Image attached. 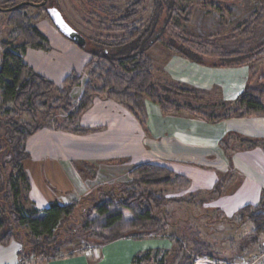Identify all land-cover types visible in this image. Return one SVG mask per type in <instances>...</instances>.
<instances>
[{
  "label": "trees",
  "instance_id": "obj_1",
  "mask_svg": "<svg viewBox=\"0 0 264 264\" xmlns=\"http://www.w3.org/2000/svg\"><path fill=\"white\" fill-rule=\"evenodd\" d=\"M177 1L184 3L192 0H153L152 17L147 26H137L135 23L141 13L143 0H136L123 10L113 9L119 15L115 22L117 25L110 29L112 34L116 35L114 39H85V46L79 47L87 50L90 58L84 67L88 81L76 103H72L70 97L73 88L81 82V76L76 71L63 80L62 88H57L52 80L37 73L18 54H26L32 48L50 51L48 38L24 13L25 9L34 6L35 2L29 1L21 5L9 0L0 2V7L12 8L8 22L14 27L10 39L0 44L3 51L0 87L4 102L17 108L14 115L25 113L36 121L39 113L47 109L49 96L58 93L59 97L54 104L64 111L66 119L62 126L52 129L76 135H88L101 130L81 124L82 115L91 108L94 98L98 96H104L130 112L147 133L146 101L159 105L164 116H189L209 124H217L230 118L264 116V86H247L236 99L235 110L221 116H208L203 108L195 109L190 103L174 99L192 93L207 96V91L174 82H169V85L161 87L160 90L159 83L156 82L155 65L148 57L147 51L162 39V32L170 25L174 15H186V21L190 17L187 9H178ZM54 28L58 31L55 26ZM246 32L247 30L244 33ZM207 39L181 34L179 47H176L175 41L167 43V47L195 63L207 65L186 47L191 45L203 50L209 47ZM18 41L22 43L16 45ZM214 49L213 54L221 59V63H214L212 67L249 66L255 56L253 53L239 52L229 56L224 55L217 47ZM249 73H252L251 66ZM172 94L176 95L173 99ZM62 99L64 104L59 103ZM41 129L42 127L30 123L10 122L8 132L12 144L7 146V151L11 156L9 164L13 172L8 174L5 166L0 167V245L8 246L16 242L24 246L23 237L31 242L29 247L32 249L29 253L25 247L18 252V264H27L22 261V257L30 261L42 259L43 262L62 258L65 240L74 233L97 246L125 238L141 239L168 226L163 219L156 216L157 210H162L168 204L184 203L192 199L190 197L186 201L184 198H168L166 191L186 190L190 187L189 181L167 166L143 163L133 169L130 173L131 181L125 185L101 186L79 201L70 204L53 202L44 211L34 207L26 209L21 203V197L24 189H31V184L23 162L30 158L27 150L28 140ZM232 135L219 143L229 160L232 159L230 151L236 152L230 145ZM243 141L250 145L249 148L262 147V143L258 141ZM79 172L88 178L85 171L79 169ZM224 182L225 179H221L215 184V195L221 194ZM128 214L131 218H127ZM238 215L242 221L246 219L251 223L250 236L252 244L256 245L264 235V202L256 206L247 205L238 211ZM200 236L199 231L190 228L183 236V241L173 240L176 247L172 251L147 250L134 256L131 264H174L177 259V264H194L195 255L212 257L210 245ZM186 240H191L192 243L190 253H187L183 245Z\"/></svg>",
  "mask_w": 264,
  "mask_h": 264
},
{
  "label": "rangeland",
  "instance_id": "obj_2",
  "mask_svg": "<svg viewBox=\"0 0 264 264\" xmlns=\"http://www.w3.org/2000/svg\"><path fill=\"white\" fill-rule=\"evenodd\" d=\"M9 1L18 5L25 1L38 2L40 0ZM134 1L136 0H52L48 6L28 7L24 13L31 18L32 24L36 25L48 38L50 41V51L46 52L32 48L26 54H18L36 72L52 80L57 88H62L63 80L72 71H76L81 76L79 85L81 87V93L77 99L73 98L72 93L70 94L72 103H76L80 99L86 82L88 81V74L84 70V67L90 58V54L87 50H82L77 45L76 47L74 43H71L60 34L54 28L46 10L49 8L59 9L68 24L86 40L98 39L105 41L114 39L116 36L110 30L117 25L115 22L119 19V15L113 9H126ZM143 1L140 8L141 13L135 20L137 26H147L152 17L153 0ZM177 7L180 10L187 9L190 12V17L188 16L189 18L186 21V15L182 17L174 15L170 25L163 30L162 39L159 40V43L167 46V43L175 41L177 44H175L176 47H179L180 44L178 43L182 41L180 40L181 34L190 35L195 38H208V48L202 50L191 45L186 47L193 54H197L202 58L207 63L205 66L209 67H212L214 63H221V59L215 57L213 54L214 47L223 51L222 53L224 55L229 56L238 52L246 54L253 53L255 56L250 61L249 66H239L236 68H244L249 71V67L251 66L252 73H249L247 86L251 88L264 86V0H192L184 3L177 1ZM10 17L11 15L9 13H0V44L3 41L9 40L14 30V27L8 22ZM246 30L247 32L245 34L244 32ZM20 43L22 41H18L16 45ZM262 46L263 48H261ZM173 53L179 55L175 52ZM2 61L3 51L0 48V67ZM163 78L159 83L160 90L161 87L169 85L167 75H164ZM207 93V96L193 93L183 94L181 97H174V99L180 102L190 103L195 109L203 108L208 116H221L235 110L236 105L234 103L236 99L231 101L224 100L219 87H214L212 90H208ZM171 96L173 99V96L176 95L172 94ZM58 97V93L51 94L48 98L49 105L47 109L40 112L37 120L34 121L25 113L14 115L17 108L12 104L4 102L2 88L0 87V167L5 166L8 174L13 172L12 166L9 164L11 156L7 151V146L12 144V139L8 132L9 123H30L33 126L42 127V129H52L62 126L66 119V114L61 108L56 106L57 104H54ZM59 103L64 104L65 102L62 99ZM8 110L13 113L9 114L7 112ZM253 117L254 119L256 117L264 118V116ZM236 119L242 120L245 118ZM246 129L247 127L239 128L231 136L230 145L236 152L249 148L250 145H246L243 140L253 141V139L246 136ZM145 133L146 135L148 134L147 132ZM44 142L46 143L44 149L54 151L56 148L55 142L58 141L54 142L53 140H49ZM260 143L264 145V141ZM36 145L37 142H32L29 146L32 158L23 162L25 172L27 171L30 174L37 171L40 166H46L45 163H42L43 159L38 157V150L44 145L41 144L38 147ZM71 149L73 148L67 146L64 150L69 151ZM230 154L232 155L233 152L230 151ZM223 159L227 161L226 158ZM148 160H151L149 155L143 154L140 159L126 158L123 161L124 163L122 161H120L121 163H116L114 160H110L98 165L80 162H76V164L78 170L85 171L88 177L85 178L82 176L85 180L95 179L99 175L100 182H105L95 186L90 192L92 193L101 186L125 185L131 181L130 173L133 169L139 166L140 163ZM118 164L121 165L120 170L116 173H111ZM172 166L175 168L179 167L177 164H173ZM178 172H180L178 173L179 175L189 181L190 187L186 190L174 189L166 191V196L173 199L184 198L186 201L190 197L192 199L184 203L168 204L162 210L160 209L155 212L157 217L167 223L168 226L164 230L151 233L141 239L125 238L98 246L88 243L78 233H74L73 236H69L65 240L62 247V258L43 262L42 259L30 261L22 257V261H25L27 264H30V262L34 264H63L65 262L67 264H131L134 256L142 254L147 250H160L161 252L172 251L176 247V243L173 240L183 241V236L188 233V229L192 228L199 231L200 237L210 245V253L212 255V257L195 255L193 259L194 264H264V235L260 237L256 245L252 244V237L250 236L252 225L246 219L242 221L238 215V211L245 207V205L241 204V201L244 202L245 200L234 197L240 192L239 189L244 185H248L245 180V173L237 168L235 169L231 165L227 167L221 166L214 158L206 160V165L203 168L193 166L191 172L186 173H181L178 168ZM221 179H225L223 190L221 194L215 195L213 193L214 186ZM29 191L24 189L23 197H21V203L26 209H32L34 207L29 196ZM255 192L256 190L252 193ZM262 194L264 195V191ZM256 195L259 197V192ZM263 195L260 201L256 200L257 202L253 204L254 206L264 202ZM127 218H131V215L128 214ZM23 239L25 240L24 246L20 243L19 251L25 247L29 253L32 249L30 248L31 242L24 237ZM191 244V240L183 242L187 253L191 252ZM11 249L6 250L8 254L5 264H15V259H10L12 257L11 252H9ZM183 250L185 251V249ZM70 254L74 256H70ZM2 257H5V255ZM177 263L178 259L174 264Z\"/></svg>",
  "mask_w": 264,
  "mask_h": 264
},
{
  "label": "crops",
  "instance_id": "obj_3",
  "mask_svg": "<svg viewBox=\"0 0 264 264\" xmlns=\"http://www.w3.org/2000/svg\"><path fill=\"white\" fill-rule=\"evenodd\" d=\"M147 54L155 65L158 83L167 75L169 82L184 84L200 91L219 87L226 101L237 99L248 85L249 71L244 68L201 65L174 54L159 42ZM71 93L77 99L81 87H76ZM146 109L147 135L130 112L103 96L95 97L93 105L81 118L83 126L101 128L100 131L81 136L45 128L34 134L27 142V150L30 153L29 146L34 141L37 142V147L43 144L38 150V157L46 164L32 174L26 171L31 184L29 196L34 208L44 211L53 202L70 204L88 195L95 186L105 183L100 182L99 175L95 179L85 180L77 169L76 162L98 165L114 160L116 163H124L126 158L140 159L143 154H148L151 160L140 164L164 165L177 173H180L178 168L181 173L191 172L193 166L203 168L206 160L211 158L216 159L221 166H234L245 173L248 184L239 189L240 192L234 197L245 200L241 201L245 206L256 204V200L260 201L264 191V145L234 152L229 160L219 143L228 134L233 132L234 135L242 127H247L246 136L253 141H264V118H230L217 124H209L189 116H164L159 105L151 101H146ZM49 140L58 141L55 142L54 151L44 149V141ZM61 146L73 149L67 151ZM173 164L179 167L175 168ZM120 166L118 164L111 173L118 172ZM9 248L13 249L9 251L12 256L10 259H15L14 263L18 264L19 244L16 242L8 246L0 245V264L6 263V250Z\"/></svg>",
  "mask_w": 264,
  "mask_h": 264
},
{
  "label": "water",
  "instance_id": "obj_4",
  "mask_svg": "<svg viewBox=\"0 0 264 264\" xmlns=\"http://www.w3.org/2000/svg\"><path fill=\"white\" fill-rule=\"evenodd\" d=\"M47 11L54 26L66 39H68L78 47L82 48L85 46L86 44L85 38L68 24V22L65 20L64 16L62 15L61 11H59V9L49 8Z\"/></svg>",
  "mask_w": 264,
  "mask_h": 264
},
{
  "label": "flooded vegetation",
  "instance_id": "obj_5",
  "mask_svg": "<svg viewBox=\"0 0 264 264\" xmlns=\"http://www.w3.org/2000/svg\"><path fill=\"white\" fill-rule=\"evenodd\" d=\"M5 1H8V0H5ZM5 1H0V2H5ZM29 1H25V2H22V3H20V4H18V5H21V4H23V3H28ZM50 0H42V1H40V2H35L33 5H34V7H43L44 5H49L50 4ZM42 4H44V5H42ZM11 7H0V13H11Z\"/></svg>",
  "mask_w": 264,
  "mask_h": 264
}]
</instances>
